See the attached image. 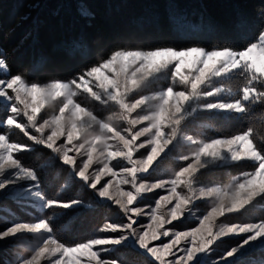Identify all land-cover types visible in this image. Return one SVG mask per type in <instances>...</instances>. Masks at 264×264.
<instances>
[{"label": "snow or ice", "instance_id": "1", "mask_svg": "<svg viewBox=\"0 0 264 264\" xmlns=\"http://www.w3.org/2000/svg\"><path fill=\"white\" fill-rule=\"evenodd\" d=\"M257 19V33L242 47H116L97 52L96 63H82L70 78L44 82L12 75L0 55V198L39 213L0 226V249L17 256L0 264H264V218L231 219L264 209V134L252 123L211 137L188 131L202 114L251 120L256 106L264 123V9ZM167 23L190 34L186 17L170 14ZM251 27L246 18L235 25L241 33ZM62 52L81 62L93 54L84 40ZM47 62L42 57L31 71ZM28 152L46 157L41 171L67 173L54 196L42 189L37 167L23 162ZM167 160L178 162L170 176ZM229 165L240 171L227 183L205 180ZM78 182L87 201L59 198ZM97 206L115 207L120 219L65 243L55 218ZM229 238L235 242L218 253Z\"/></svg>", "mask_w": 264, "mask_h": 264}, {"label": "trees", "instance_id": "2", "mask_svg": "<svg viewBox=\"0 0 264 264\" xmlns=\"http://www.w3.org/2000/svg\"><path fill=\"white\" fill-rule=\"evenodd\" d=\"M85 8L91 12L88 18L80 15V10ZM262 9L264 0H0V55L6 60L12 75L23 74L29 81L70 78L81 69L82 63H96L97 52L106 56L116 47L183 46L192 43L242 47L257 33V17ZM170 14L186 17L191 22L189 35L179 34L168 26ZM241 18L252 22L246 33L235 28ZM202 22L211 25L214 31L205 30ZM76 40L86 41L93 50L88 61H69L63 55V47ZM42 57L48 60L46 67L43 71L32 72V66ZM261 111V106H256L251 120L212 119L210 124L196 132L211 137L239 131L252 123L264 134V123L258 118ZM21 157L27 165L37 167L44 191L57 188L56 184L63 179L61 172L39 169L46 157L37 152L22 153ZM227 168L230 176L240 171L238 167ZM221 177V181L226 180L223 175ZM73 193L68 195L73 198ZM82 193L83 189L79 194ZM108 213V220L118 221V211ZM99 216L98 210L68 215L59 228L62 231L71 229L75 236L66 238L64 242L72 244L85 239L96 227L108 221L102 222L106 219L103 217L102 223L96 226ZM85 221L93 225L92 230L81 227ZM79 228L84 233L89 232L82 235ZM92 233L96 234L95 231Z\"/></svg>", "mask_w": 264, "mask_h": 264}, {"label": "rangeland", "instance_id": "3", "mask_svg": "<svg viewBox=\"0 0 264 264\" xmlns=\"http://www.w3.org/2000/svg\"><path fill=\"white\" fill-rule=\"evenodd\" d=\"M4 115H5V111H4V109L2 107H0V118H3ZM206 116H207V114H202L201 118L198 119L197 121H195L189 127L188 131H189L190 134L198 135L197 132H198L199 128L210 124V120L206 119ZM17 138L18 137H15V136L13 137V139H17ZM19 139H20V142H24V140H25V138H22V136ZM188 150L189 149L185 148L182 151L186 152ZM45 151H47V150H45ZM175 154L179 155V154H181V151L178 150ZM177 163L178 162L174 161V160L165 161L164 165H162V167L166 170L164 172V175L165 176H170L172 174L173 169H174V167H175V165ZM227 167H233L234 168V166H231V165L224 166V167H222L220 169L215 170V172L212 174V176L209 177L208 175H206L204 177L205 180H208V179L212 178V180H215L216 182L227 183L228 180L233 176V175L230 176V174L228 173V168ZM61 174L63 175V179L58 184H56V185H58L57 188L59 187V184L63 182L64 177L67 175V173H61ZM221 175H223L226 178L225 181H221V178H222ZM218 179H220V180H218ZM43 184H44L43 181H41V186H42V189L44 190ZM76 187H78V188L76 189ZM57 188H48L47 190H45V192H46L47 195H49L51 197V196L55 195V192H56ZM69 192H70V194H72L74 192L73 193V198L82 197V198L85 199V201L88 200V196H87L88 193L84 192V194L86 196L83 193L79 194V193H81V189L79 187V182L76 185H69V187L64 190V192L61 194V196L59 198L65 199V200L71 199L72 197L68 195ZM198 203L201 204L202 208L206 206L204 202H198ZM112 208H114V209H111V208L105 207V206H97V207H94L92 209H79V210L72 209V210H68L67 214H60L54 220V224H55V227H56V230H57V234L60 235L63 240H65L66 238L70 239L71 237L75 236V235H73V231L71 229L67 230V231H62L61 228H59V226L61 225L62 221H64L65 218L68 215L74 216V214L77 215L78 213H81V211L83 212V211L87 210L88 212L92 213V212H95V210H98V214H100V216H99L100 220L96 223V226H98L99 224H101L105 220H108L109 217H108L107 214H109L108 213L109 211L111 213H113V212L117 213L118 209L116 211L115 207H112ZM38 214L39 213L35 212L30 207H26V206H24L22 204L17 203L11 197L0 198V226H3L4 222H11L12 220H21V219H25V217H29V220H31ZM22 215H24L25 217H21ZM117 216L118 217L116 219L119 220L121 214L119 213V215H117ZM103 217H106V219H104L101 222ZM262 218H264V209H262L259 205H257V207L255 209H253L250 213H246L243 216H233L231 219L233 221L238 222V221H257V220L262 219ZM93 222L95 223V221H93ZM81 227L82 228L88 227L89 231L93 229V225H91L89 221H85V224L84 223L81 224ZM181 227H183V226H181ZM95 229L92 232H94ZM78 232L82 233V235L88 233V232L84 233V230L83 229L80 230V228H79ZM92 232H90L88 234V236H86L85 238L89 237V235ZM79 236H81V235L79 234ZM234 242L235 241L233 239H231V238L227 239L226 242L224 243V245L218 250V253H223L225 251V249H227ZM21 254H24V253H21ZM254 257H255L256 260H259L261 258L259 251L254 253ZM0 258L6 259V260H9V261H15L17 259V256H16V254H14V252H13L11 247H7V248H4V249H0Z\"/></svg>", "mask_w": 264, "mask_h": 264}]
</instances>
